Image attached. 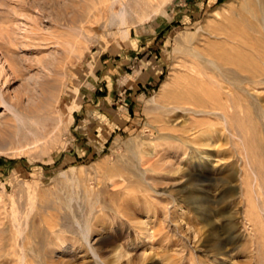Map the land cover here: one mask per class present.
Wrapping results in <instances>:
<instances>
[{"label": "rangeland", "instance_id": "rangeland-1", "mask_svg": "<svg viewBox=\"0 0 264 264\" xmlns=\"http://www.w3.org/2000/svg\"><path fill=\"white\" fill-rule=\"evenodd\" d=\"M226 1L0 0V264H264V47L207 154L159 138L162 83Z\"/></svg>", "mask_w": 264, "mask_h": 264}, {"label": "bare ground", "instance_id": "bare-ground-1", "mask_svg": "<svg viewBox=\"0 0 264 264\" xmlns=\"http://www.w3.org/2000/svg\"><path fill=\"white\" fill-rule=\"evenodd\" d=\"M220 7L223 11L228 12V15H221L223 18L220 20L215 17L216 15L211 14L212 18L214 16L215 20L218 21V25L211 28L212 30H208L205 36H201L196 44L185 46L188 44L185 43L183 45L184 51L192 57V60L180 64L179 68H175L170 73L169 78L162 83L160 90V94L164 96L165 100L160 106L163 111L161 110L162 117H158L161 126L159 127L163 130L171 129L176 132V135H171L169 134L171 132L167 133L166 131V133H161L159 138H176L186 149L189 148L191 152L200 155L207 154L205 146L213 145L212 139L221 138L225 135L226 128L219 129L212 124L211 120L215 119L217 122H229L230 124V117L227 114L229 109V102L227 103V101L230 100L223 90H227L228 93L229 86H232L239 95L243 91L246 92L249 85H253V76L249 73L255 66L254 57L245 56L243 51L244 55L240 58L238 52L243 49L250 51L264 47V0H228ZM116 17L121 26L126 23L123 13H117ZM178 37L180 38V36ZM180 39L182 40V38ZM0 70L3 71V65ZM187 114H191L192 117H190L191 115L186 117ZM189 119L191 120L189 121ZM44 125L45 123H43ZM231 131H233V127H231ZM38 134L40 133H38L34 123H25L24 131L17 132L16 136L34 141ZM12 136L14 137L12 132L6 133L0 128V144L8 141ZM42 137L44 136L41 135ZM204 157L201 156L200 158ZM198 164L199 161L196 162V165ZM207 188L209 186L201 185L199 189H195L196 191L193 190V192L206 196ZM206 210L205 206H201L199 212L205 215ZM213 246L216 250V256L223 253L222 245Z\"/></svg>", "mask_w": 264, "mask_h": 264}]
</instances>
